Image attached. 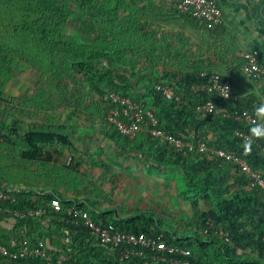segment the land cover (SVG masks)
I'll return each mask as SVG.
<instances>
[{"label": "trees", "instance_id": "16d2710c", "mask_svg": "<svg viewBox=\"0 0 264 264\" xmlns=\"http://www.w3.org/2000/svg\"><path fill=\"white\" fill-rule=\"evenodd\" d=\"M246 2L250 9L256 11L264 34V0ZM5 3L0 0V101L12 109H19L16 111L23 108L32 110L29 116L33 124L20 135L24 144L22 167L27 170L31 168V171L24 178L0 179V190L6 187L21 190L15 194V203L0 198V207L24 209L43 206L44 213L40 219H15L0 214V244L17 250L26 244L48 242L53 255L52 264H58L59 256L67 252L68 244L73 249L68 264H136L135 261L152 264L151 253L155 252L151 250L146 258L137 257L125 262L116 260L107 247L101 246L91 236L87 227L75 224L74 215L57 211L42 202L46 200L49 203L58 195L66 206L79 203L98 223H113L122 231L145 232L168 243L189 248L193 252L189 258L197 264H264V189L253 185L251 178L236 164L210 151H179L163 144L151 134L150 121L142 124V130L136 137L124 136L109 119L111 109L117 105L105 100V96L111 93L131 98L152 110L164 131L186 142L196 145L205 141L212 148L224 149L242 157L264 177V135L257 125L238 120L232 114L235 110H248L264 117V78L255 79L246 75L242 53L241 67L236 64L237 58L220 56V59L224 57L225 62L211 65L198 62L186 69L155 68L156 65L151 64L144 74L143 69L128 64L126 60L124 52L128 46L125 48L122 39H126L127 35L121 33L123 29L115 28L122 26L121 11H126L125 25L128 24L129 28L140 32L151 29L152 36L159 41L149 43L156 53L165 44L163 42H166L170 53L180 51L172 46L175 44H170L164 34L167 28H174L178 32L181 30V25L176 23L179 18L188 22L191 35L202 48L216 47V30L208 29L191 12L165 8L157 0H6ZM114 22L116 26L109 28L107 23ZM32 40L44 45L49 53L48 64H45L46 68L37 65L38 62L36 66L33 65L39 72V82L22 95H14L15 92L12 94L5 89L14 79L15 72L25 70L29 56L22 59L18 53L16 58L8 52L6 45L11 42L9 45L24 53ZM238 43L243 52L257 51L260 62L264 64V41L247 45L238 38ZM225 46L228 47V55L239 48L236 45L235 50H229L230 45L226 43ZM54 51L58 52L57 56L52 55ZM157 54L161 55L163 51ZM55 58L68 63L66 69L82 76L93 93H88V97L81 100L78 88H64V75L58 68L62 63L56 64L53 61ZM30 62L33 63V60H28ZM150 69L154 70L148 78L145 75ZM213 74L232 79L231 98H223L215 91L194 89L195 85L207 84ZM139 75L143 76L140 80L137 78ZM158 85L170 86L174 93L166 96L157 88ZM208 101H213L218 108H227L231 115L199 111L198 105ZM60 119H64L61 125L54 123ZM17 122L11 124L0 120V138L5 137L7 131L20 133L23 121L17 118ZM88 122L104 125L108 132L101 134L106 137L123 140L120 154L143 158L151 172L166 168L177 174L186 187L182 195L191 204L190 220L180 221L175 227L172 220L165 221L157 214L141 211L124 217L119 213V208L95 206L91 202L93 198L89 199L85 191L75 188L77 172L72 173L70 168L56 165H53L56 173L50 171L55 176L62 169L57 179L58 188L64 187L76 194L86 195V198H68L53 189L34 201V195L41 192L38 186L44 181L52 182V177L44 178L39 174L40 166L50 161L44 149L54 144L71 146L66 129ZM96 164L108 168L101 161L96 160ZM67 219L71 222H67ZM220 230L229 234V240L217 234ZM55 232L59 233L57 239ZM14 263L16 261L11 264ZM0 264L10 263L0 256ZM159 264L169 263L161 261Z\"/></svg>", "mask_w": 264, "mask_h": 264}, {"label": "rangeland", "instance_id": "374dc122", "mask_svg": "<svg viewBox=\"0 0 264 264\" xmlns=\"http://www.w3.org/2000/svg\"><path fill=\"white\" fill-rule=\"evenodd\" d=\"M2 2L6 4V0H2ZM125 14L126 11L120 12V21L122 22V26L115 27V22L107 24L109 25V28L115 27L116 30L123 29L121 33L127 35L126 39H122V43L125 48L126 46H128V50L126 49V51L124 52L126 60L128 64H134L140 70L143 69L144 74H146L147 68L151 64L156 65L155 68L166 66V68L170 69H186L187 67H191V65H194L198 62L210 65L214 63H221V61L225 62L224 57L229 56L230 58H237L238 62L236 64L238 67H241L242 63L239 62H241L240 56L243 52L242 48L239 47L237 49L238 51L230 52L228 55L226 53V49L228 47L225 45L222 47L223 42L221 41L216 43V47H208L207 49H203L201 52L202 59L200 61H195L194 57L198 56L197 52L199 48L192 35L189 39H185V43H183V46L179 43L182 41H179L178 44L172 45L174 46V48L176 47L177 49H179V52H177V50H173V52L170 53V49L168 48L166 42H163L165 44L161 45V48H157V53L163 51L162 56H160L156 53V49H154V47L149 44L152 40L153 42L158 41L152 36L151 29L148 28L146 31H142L144 33V35H142V32H140L139 30L135 28H129L128 24L125 25L127 16H125ZM164 34L165 36H168V33L166 31ZM169 42L170 44H173L172 41ZM163 43L161 42V44ZM9 44H11V42ZM9 44L6 46L7 50L9 49L8 52L12 56L18 58V55L21 54L20 58L25 59V56L28 55V60H33V63L30 62L32 65L28 63V60L26 61L28 65H25V70L22 73H14V79L11 81L9 87L7 85L6 88H8L5 89V91H8L12 94L13 92H15L14 95H22L28 88H32L39 82V72L35 70L36 68L33 65L38 62L37 65L45 67V64H48L47 61L49 59V53L45 50L44 45H41L39 41L37 42V40H32L26 47V51L24 53L19 48H16ZM227 44L230 45L229 50H235L234 46H236L238 43L235 38L232 39L231 37H228ZM141 46L143 47V50ZM183 52L185 55L190 53V57L185 58L183 56ZM51 53L54 56L58 55L57 51ZM220 56L224 57H221L220 59ZM53 61L56 64L60 62L63 65H58V68L59 70H61V73L63 72L64 75V88H78L81 100H85V98L88 97V93H93V91L89 89L90 87L87 85L85 79L82 76L77 74L74 70L66 69L69 67L68 63L61 61L60 58H55ZM166 62L172 64H168ZM196 65L198 66V64ZM152 70L154 69H150L148 71V74L145 76H148V78H150V76L153 74L151 72ZM129 73L131 75V72ZM142 77V75L137 76L139 80ZM0 110V120L7 121L8 123L10 122L11 124H16V119L13 118L14 115H16V118H20L21 120L23 119L22 112L16 111L19 109H12L6 104H3L1 101ZM7 111L10 115L12 114L10 119L6 116L7 114H5V112ZM19 125L20 124H18L17 122V126ZM21 126L22 128L20 130V133L12 134L11 131H7L6 136L0 138V179L5 178L6 181L8 179L13 180L12 178L15 175L23 174L24 169L22 167L23 159L21 153L24 149V144L23 139L20 137V135L26 133L28 128L24 127V124H22ZM78 132L79 134H82L83 131H81L80 129V131ZM85 144L80 148L81 154L83 152L85 153ZM57 152L60 154L59 149H57ZM107 157L110 160V167L105 171L102 168L100 170L97 169L99 167H97L98 165L96 163L89 164V160H87L86 157H84V159L80 158L79 168L78 171H76L77 173L75 175L77 182H74L75 188L85 191L84 194H86L89 199L98 196L105 200V203H103V206L101 205L100 208L103 207V209H106V207L115 208L116 206H118L116 208H119V213L124 217L133 216L141 211L157 214L162 219H165V221L172 220V225H174L175 227L180 221L187 222L190 220V217L192 215L191 204L188 201H185V197L182 195V192L186 191V187L183 184V181L181 182V178L178 177L177 174H173L170 169L166 168L153 169L151 172L150 170H148V163L146 166L145 161H142L144 159L136 156H134V165L129 166L127 164V167L123 171H120V166L125 164V159L115 160V158L113 159L114 156H110V154ZM81 162L83 163V165H81ZM138 168L140 170L141 168H143V171L147 169L149 175L142 176ZM72 192L73 191L70 190V193ZM58 234L59 233L54 234L56 239L59 236Z\"/></svg>", "mask_w": 264, "mask_h": 264}, {"label": "built area", "instance_id": "2783aa9c", "mask_svg": "<svg viewBox=\"0 0 264 264\" xmlns=\"http://www.w3.org/2000/svg\"><path fill=\"white\" fill-rule=\"evenodd\" d=\"M179 7L184 13L191 12L194 17L203 21L210 30H214L223 22L224 11L219 0H182ZM242 56L245 58L243 71L246 75L255 79L264 78V64L260 62L258 52H242ZM157 88L162 90L166 96H171L174 93L173 88L170 86L158 85ZM194 89L196 91H215L223 98H231L233 96L232 79L219 74H213L207 84L195 85ZM105 100L113 101L117 105L111 109L109 119L124 136L129 138L136 137L142 130V124L145 121H150L151 134L157 137L163 144L171 145L179 151H193L195 149L203 152L210 151L215 156L225 158L227 161L236 164L241 171L251 178L253 185L264 189V177L261 172L254 170L244 158L224 149L212 148L205 141L195 145L177 138L159 127V120L152 110L142 104L135 103L131 98L121 96L118 93H111L105 96ZM198 110L206 113L215 112L223 113L226 116L231 115L227 108H218L213 101L198 105ZM232 114L238 120L257 125L259 132L264 135L263 116H258L248 110H243L242 112L235 110ZM18 192H21V190L6 187L0 190V198L11 200L12 203H15L17 202L15 194ZM48 193L47 191L43 193L38 192L33 197L34 201H38L39 198L44 197ZM42 202L47 206L50 205L57 211H64L68 215H74L75 224H83L87 227L91 236L97 239L101 246L107 247L109 254L113 255L119 262H125L137 257L146 258L149 256V250H151L155 252L154 254L151 253L152 264H159L161 261L168 262L169 264H197L189 258L193 255L191 249L168 243L145 232L122 231L113 223L107 225L98 223L88 210L79 206V203H72L66 206L58 195H55L49 203H46V200H42ZM43 213V206L24 209H13L10 206L0 207V214L11 216L15 219H40L43 217ZM67 222L70 223L71 220L67 219ZM77 232L76 230L75 234ZM217 234L229 240V234L224 232V230H220ZM72 251V247L68 244L67 252H63L59 256L58 264H68L67 262L70 260ZM0 256H3L10 264L12 261H16L14 264H52L53 260L49 243L45 241H39L36 245L26 244L17 250H12L5 244H0ZM135 262L136 264H143L138 261Z\"/></svg>", "mask_w": 264, "mask_h": 264}, {"label": "crops", "instance_id": "0c3cea01", "mask_svg": "<svg viewBox=\"0 0 264 264\" xmlns=\"http://www.w3.org/2000/svg\"><path fill=\"white\" fill-rule=\"evenodd\" d=\"M181 1L182 0H157V2L161 4L163 7L175 8L176 10L180 9L179 6ZM219 3L223 8L224 17H223V22L221 24L222 26H220L219 28L217 27V29L215 28L214 30H216L215 35H216V39L218 40L217 42L220 41L223 42L222 47L226 45L228 37H231L232 39L235 38L237 40V43H238V38H241L243 42L247 45H250V42L258 44V42L262 43L264 41V34L261 31L262 27L260 25V20L258 19V15L256 14V11L250 9V6L246 2V0H219ZM178 20L179 21L176 23L181 25L180 27L181 30L179 29L180 33L178 32V30H175L174 28H167L166 31L168 33L167 38H169V40L172 41L173 44H178L179 41H182L179 43L180 45L183 46L184 45L183 43H185V39H189L191 37V33H190L191 27L189 26L188 22L186 23L184 21L183 18H179ZM195 42L197 43L199 49L197 52L198 56L194 57V59L195 61H200L202 59L201 52L205 48L204 47L202 48L200 42H198L197 40H195ZM237 45L240 47L239 43ZM184 52H183V56L185 58H189L190 53L185 55ZM160 56H162V54ZM21 111H23L22 121L24 127L29 128L31 126V123L33 124L32 122L33 119L29 116L33 111L24 108L21 109ZM6 116L9 119L11 117L9 113H7ZM13 118L16 119L17 122V118H15L14 116ZM63 122L64 119H60V120H56L54 123H56L57 125H61ZM80 129L81 131H83L82 134H79L78 132L80 131ZM103 131L108 132L107 128H105L104 125L99 124L97 122L91 124L88 122L83 126L75 125L74 128L70 127L65 131V133L69 136L70 140L72 141L71 146H60L59 144H54L46 147L44 150L48 152L47 157L49 158L50 161L45 163V165L40 166L39 174L40 177H44V178L52 177V182L44 181L41 185H39L38 187L41 188V192L43 193V190L52 191L53 189H57L64 196H67L68 198L69 197L82 198V199L86 198L84 195H79L74 192L70 193V191H68L64 187L58 188L57 179L60 178L61 176L60 174H62V169L60 168L59 170L61 172L53 176L52 173L54 174L56 173V170L53 169L54 167L53 165H56L58 167L64 166L65 168H70V171H72V173H75L76 171H78L80 158L84 159V157H86L87 160H89L88 161L89 164L90 163L95 164L96 160L105 163L108 166L107 169H105L102 166L100 167L99 165L97 166L99 167L97 169L100 170L102 168L105 171L108 170L110 167L109 166L110 160L107 157L109 154L110 156L113 155L114 156L113 159L115 158V160L125 159V164L120 166V171H123L127 167V164L129 166L134 165L133 156L130 157L128 153H126V155L119 153L120 152L119 148H121L120 145L122 144L123 140L116 141L115 139L106 137L105 134L103 133L101 134V132ZM84 144L86 147V149L84 150L85 153L83 152L84 154L83 153L81 154L80 148L83 147ZM57 149H59L60 154L57 152ZM81 165H83L82 162ZM34 168L36 167H32V169ZM50 170L52 171V173ZM138 170L142 176L149 175L147 169L143 171L144 170L143 168H141V170L138 168ZM29 171H31V168L29 170H27V168H24L23 174L15 175L14 178L15 179L24 178L25 175L29 174ZM141 172H145V173H141ZM57 175H59V177ZM91 202L98 207L101 206L100 203H105L103 202V199L98 196L93 197V201Z\"/></svg>", "mask_w": 264, "mask_h": 264}]
</instances>
